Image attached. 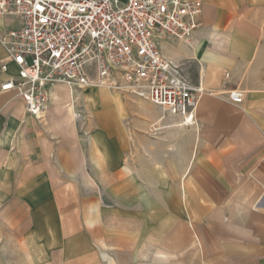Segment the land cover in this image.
<instances>
[{"label":"crops","instance_id":"crops-1","mask_svg":"<svg viewBox=\"0 0 264 264\" xmlns=\"http://www.w3.org/2000/svg\"><path fill=\"white\" fill-rule=\"evenodd\" d=\"M193 1L204 10L199 45L165 42L163 53L194 66L192 82L209 92L198 127L136 97L93 92L95 109H113L94 112V139L59 153L55 168L39 147L25 161L23 141L44 119L79 136L68 87L54 88L40 120L0 91V264H264V0ZM20 27L0 18V38ZM7 78L0 72V87ZM233 90L242 105L222 96Z\"/></svg>","mask_w":264,"mask_h":264},{"label":"built area","instance_id":"built-area-1","mask_svg":"<svg viewBox=\"0 0 264 264\" xmlns=\"http://www.w3.org/2000/svg\"><path fill=\"white\" fill-rule=\"evenodd\" d=\"M203 14V3L193 0H0V18L21 22L0 38L7 53L0 72L8 76L0 91L15 92L40 119L57 86L104 88L153 104L191 128L209 92L164 55L163 43L199 45ZM9 63L17 76L8 75ZM222 96L235 105L245 101L239 90ZM75 117L86 119L81 107Z\"/></svg>","mask_w":264,"mask_h":264},{"label":"rangeland","instance_id":"rangeland-1","mask_svg":"<svg viewBox=\"0 0 264 264\" xmlns=\"http://www.w3.org/2000/svg\"><path fill=\"white\" fill-rule=\"evenodd\" d=\"M192 64V63H190ZM183 66V65H182ZM189 66H193V65H189ZM194 66H193V70L192 72L189 70V67H187V69L189 71H187V74L191 75L192 78H190L191 80L193 79L194 81L196 80V73L194 70ZM188 75V76H189ZM93 92H103L109 96L115 95L116 93L107 89H103V88H90L88 90H84V91H80V92H75V98L78 99L79 97L81 98V101H77L76 104V108L81 107L83 110V113L85 114V120L79 122L77 120V130L79 131V136L76 137V139H73L71 137H67L63 132L61 131H56L55 129H53L49 122V119L47 120H43L44 122H36V125H29L28 128H36V130H32V136L29 135L27 136V138H25V141H23V151L22 154L24 156L25 161H27L29 163L30 161V157H31V150L34 148L36 150L37 147L44 149V153H45V159H49L50 163L53 162V164L55 165V168H58V154L65 150H69V149H73V150H79L80 152H82V150H86L87 146H89L90 141L92 139H94L95 137V133L98 132V128L99 126L96 124L95 118L96 111H102V112H106V111H111L113 108L110 106H98L96 109L93 106L91 100H89L87 97H91V95H93ZM119 94H123L122 96L126 95L125 93H120L117 92ZM96 96H99V94H95ZM65 96H66V92H65ZM78 97V98H77ZM126 97V96H124ZM62 98H64V93L62 95ZM92 99V98H91ZM104 99V98H103ZM65 101L62 100L61 104L64 103ZM100 122V121H99ZM107 127L110 128L112 127V125L114 124L113 119L108 120L107 123ZM100 125L103 126L102 121L100 122ZM196 127H198L196 125ZM48 146V147H47ZM101 184H99L100 186ZM109 185V184H108ZM102 186H104L102 184ZM101 189V194H102V200H103V206L104 207H108L109 205V198L107 197L106 193H105V188H100ZM185 264V263H183ZM188 264V263H187Z\"/></svg>","mask_w":264,"mask_h":264},{"label":"bare ground","instance_id":"bare-ground-1","mask_svg":"<svg viewBox=\"0 0 264 264\" xmlns=\"http://www.w3.org/2000/svg\"><path fill=\"white\" fill-rule=\"evenodd\" d=\"M214 34V33H213ZM217 34V33H216ZM216 47V46H215ZM219 48V47H218ZM169 53V52H168ZM216 55V54H215ZM211 64V63H210ZM204 68V67H203ZM203 72V71H202ZM205 74V73H204ZM204 82V81H203ZM219 93V92H218ZM66 96L68 97V99L70 100V107H71V115H72V120H73V125H74V127L75 128H77V120H76V117H75V103L77 102V101H79L80 100V97L78 98V100L76 101V98L74 97V93H73V91L71 92V90L68 88V91H67V94H66ZM54 98L55 99H57L58 97H57V93H55L54 94ZM102 98V97H101ZM105 99V98H104ZM201 103V102H200ZM120 104V103H119ZM201 106V104H199V107ZM199 107H198V109H199ZM197 109V110H198ZM151 111V110H150ZM153 111V110H152ZM44 116L43 115H41L40 116V119H42ZM39 119V120H40ZM163 119V118H162ZM114 121V120H113ZM159 121V120H158ZM163 121V120H162ZM161 123V122H160ZM178 125H180V123H178ZM183 128V127H182ZM197 129H195V131H196ZM198 141V140H197ZM197 147V146H196ZM195 149H197V148H195ZM196 151V150H195ZM194 151V152H195ZM197 154V153H196ZM195 158V157H194ZM191 163H192V161H191ZM190 170V169H189ZM187 175H189L188 173H187ZM184 177V176H183ZM185 177H187V176H185Z\"/></svg>","mask_w":264,"mask_h":264}]
</instances>
